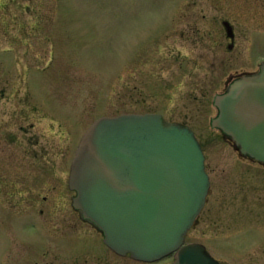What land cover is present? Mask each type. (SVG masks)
<instances>
[{"label": "rangeland", "instance_id": "1", "mask_svg": "<svg viewBox=\"0 0 264 264\" xmlns=\"http://www.w3.org/2000/svg\"><path fill=\"white\" fill-rule=\"evenodd\" d=\"M225 11L211 0H0V141L8 135L9 154L0 174L10 180L0 182V264L65 258L43 222L68 239L66 177L78 142L101 115L147 112L189 126L205 151L211 187L186 241L223 264H258V215L243 211L247 200L229 187L240 189L259 167L212 126L216 95L242 74L227 53ZM21 108L39 122L37 134L17 135L30 126L12 124ZM28 148L36 151L19 162Z\"/></svg>", "mask_w": 264, "mask_h": 264}, {"label": "water", "instance_id": "2", "mask_svg": "<svg viewBox=\"0 0 264 264\" xmlns=\"http://www.w3.org/2000/svg\"><path fill=\"white\" fill-rule=\"evenodd\" d=\"M212 126L243 155L264 162V65L215 97ZM74 207L121 255L171 264H221L200 242L185 243L201 214L211 181L206 156L187 125L160 113L101 116L83 135L72 162Z\"/></svg>", "mask_w": 264, "mask_h": 264}, {"label": "flooded vegetation", "instance_id": "3", "mask_svg": "<svg viewBox=\"0 0 264 264\" xmlns=\"http://www.w3.org/2000/svg\"><path fill=\"white\" fill-rule=\"evenodd\" d=\"M211 1L215 5H216V1H220L222 2V4H225L226 6V11L225 13H221L222 16L220 17V19L226 29L227 53L230 56L229 58L230 62H235L237 65H239L237 68H235V71L242 72V74H238V76L234 78L230 82V84L239 77L260 72L264 65V0H211ZM227 88H229V86ZM25 99L27 100L29 98H25ZM20 102L24 103V101H20ZM32 109L33 110L37 109L36 111L40 112L39 107L33 106ZM26 110L27 112L31 113V111L27 107ZM20 111H21V115L19 117H17L15 111V117L13 119L12 124L18 126L21 123L24 124L25 121L28 120L27 125L30 126L26 128L23 125H20V129H19L20 132H17V135L19 134L21 135L22 133H27L30 135L37 134V131H34V129L36 128V125L39 124V122H33L31 121L30 118H27L26 117L27 113L24 111V108H21ZM36 111H34L35 116L37 115ZM218 114H219V109L217 115ZM101 116H105V115H101ZM13 128L17 129L18 127L17 128L13 127ZM88 128H86V131ZM0 129L4 131L3 129L5 128L2 125L0 126ZM217 129L221 130L220 128ZM5 130L7 131V129ZM221 131L223 132V130ZM224 134L226 137L229 138V136L226 133ZM7 136L8 135L2 137L0 141L1 144L0 147H2L1 148L2 152L0 157L1 169L8 167L9 164V154L7 151V147H8ZM26 141L27 139H25V137H22V140L20 141L21 145L22 146L27 145L28 143H26ZM79 143L80 141L78 142V145ZM78 145L74 151L75 152L74 155H72L69 161L67 177H66V179L68 180V186L70 191L69 196H70V205H71L68 211H66L68 222L71 223V226L67 230L68 239L63 240L60 235L59 237L52 230L53 228H50L46 223L43 222V226L48 229L49 234L53 232L57 238L56 242L59 243V246L58 248H56V250H60L61 253H67L61 255V256H65V258L63 257L64 259L58 256H54L53 258L54 261L53 262L51 261V264H63L62 260H64L65 264H67L66 260L69 262L68 264H71L70 261L68 260L71 258H74L73 264H78L80 261H82L81 264H126V263L153 264L154 262H146L133 258L131 254L121 255L117 253L115 250H113L110 246L106 244L104 232L89 219L85 218L83 216V213L79 209L74 207V197L77 192L70 188L69 179H70L72 162L76 154ZM35 151L36 149L31 150V148H28L26 151H24V153H20L19 155L22 157L19 162H22L26 157V155L27 156L30 155L27 153L29 152L33 153ZM243 156L245 158H248L251 163L258 164L259 169H257L256 171V173H258V176H256L255 178L253 177L245 178L246 176L245 177L243 176V178L241 179V187H240V189H242L243 191L237 189V187L235 186L236 184H234L233 187H229V189L231 190V192L229 193L232 194L233 196H236V194L238 196L239 194L238 192H241L243 201L245 200L246 202L247 200L245 204V210L243 209V211H247L250 213L256 212L258 215L259 227H260V240H259L260 256H259L258 264H264V162L257 161L256 159H253L248 155H243ZM48 161L51 162V160ZM3 174H5V171H3ZM9 181L10 180H9L8 171H7V176H3L2 173L0 174V182L2 183L3 187H7L9 185ZM1 191L2 193H4L3 188L1 189ZM45 211L46 210L44 208L41 209L42 213H44ZM35 228L41 231L40 225H36ZM0 243L2 244L1 249L3 251L6 245L3 241ZM185 243H189V242L185 240ZM124 260L126 261L125 263H123ZM173 260L174 257L172 255V262ZM219 262L223 264L221 260H219Z\"/></svg>", "mask_w": 264, "mask_h": 264}]
</instances>
